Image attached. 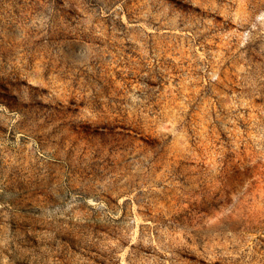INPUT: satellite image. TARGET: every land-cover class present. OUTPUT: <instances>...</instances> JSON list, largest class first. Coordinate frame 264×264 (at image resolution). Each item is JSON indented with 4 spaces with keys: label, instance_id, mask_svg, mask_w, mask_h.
Masks as SVG:
<instances>
[{
    "label": "rangeland",
    "instance_id": "374dc122",
    "mask_svg": "<svg viewBox=\"0 0 264 264\" xmlns=\"http://www.w3.org/2000/svg\"><path fill=\"white\" fill-rule=\"evenodd\" d=\"M0 264H264V0H0Z\"/></svg>",
    "mask_w": 264,
    "mask_h": 264
}]
</instances>
